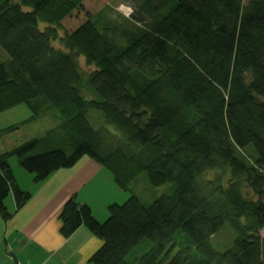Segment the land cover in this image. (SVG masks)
I'll list each match as a JSON object with an SVG mask.
<instances>
[{
    "label": "trees",
    "instance_id": "trees-1",
    "mask_svg": "<svg viewBox=\"0 0 264 264\" xmlns=\"http://www.w3.org/2000/svg\"><path fill=\"white\" fill-rule=\"evenodd\" d=\"M111 1L0 0V113L23 104L56 124L0 154V218L31 197L11 157L39 183L87 156L130 193L103 223L74 197L60 209L63 238L101 240L92 264H264V0H129L101 23ZM142 173L170 185L149 205L130 189Z\"/></svg>",
    "mask_w": 264,
    "mask_h": 264
},
{
    "label": "crops",
    "instance_id": "crops-1",
    "mask_svg": "<svg viewBox=\"0 0 264 264\" xmlns=\"http://www.w3.org/2000/svg\"><path fill=\"white\" fill-rule=\"evenodd\" d=\"M83 159L80 158L77 163ZM77 163L71 168L53 172L42 182H31L33 191L28 187L31 183H20L18 175L20 177L23 174L12 167L19 187L29 190L31 197L7 221L0 218V264H92L90 258L101 246V240L84 227L78 228L68 238L60 234L59 211L74 193L71 190L74 186H68L66 182L69 174L66 178L65 175ZM86 165L89 169H98L91 161ZM59 171L62 174H57ZM24 178L32 177L27 174ZM74 198L79 204L89 206L93 217L101 222L100 216L95 215L87 201L77 199V196ZM5 205L9 212L14 211L11 195L5 200ZM103 216L106 218V211Z\"/></svg>",
    "mask_w": 264,
    "mask_h": 264
},
{
    "label": "rangeland",
    "instance_id": "rangeland-1",
    "mask_svg": "<svg viewBox=\"0 0 264 264\" xmlns=\"http://www.w3.org/2000/svg\"><path fill=\"white\" fill-rule=\"evenodd\" d=\"M247 1L248 0H242V3L245 4ZM108 6L111 10H107L105 12L104 10L106 9H104V12L102 11L103 15L101 23H103V21L108 22L110 20H115L117 14L123 17H129L133 11L132 4L129 0H112L108 3ZM7 60V54L0 48V64L6 62ZM78 63L84 71H88L90 69L85 66L82 58L78 59ZM49 116L50 115H44L28 122L30 118V111L23 104L0 113V130L11 126L16 128L10 132L0 134V151L9 152L13 148L18 147L29 140L45 137L47 132L56 125L54 120H52ZM88 118L94 128H101L102 122L97 112H89ZM110 129L114 131L113 128L110 127ZM53 141L54 142H52L51 146H48L47 149L58 147V145L55 144V139ZM84 160H87V162L91 161L98 167V169L95 167L92 169L87 168V162H84ZM9 164L11 168L13 167L14 170L17 168L23 174L20 177L18 175L20 183H33V175L29 174L20 167L16 157H11L9 159ZM59 172L60 173L57 174H62V171ZM69 172L70 173L65 175L66 178L69 174L66 182L68 186H74L71 189L74 190V193L70 197L77 196V199H84L87 201L88 204L92 206L95 215L100 216V223H103L108 216V206L113 204L121 205L130 195L129 192L121 190L114 183L113 177L109 171L94 163L87 156H84V159L81 160L80 163H77L75 168ZM27 174L32 178H24V175ZM32 183L28 185L31 191H33ZM169 186V184H164L153 187L147 181L146 174L142 173L131 183L130 189L143 205H149L154 199L167 192ZM27 191L30 193L29 190ZM104 211H106V218H104V216L102 218ZM260 235L261 237H264V229L260 232ZM232 237V232L228 229H224L211 239V244L214 248L221 251L224 249L223 247L228 245ZM150 247L151 243L149 241H144L139 244L134 251L138 254V256H141L142 254H145Z\"/></svg>",
    "mask_w": 264,
    "mask_h": 264
}]
</instances>
